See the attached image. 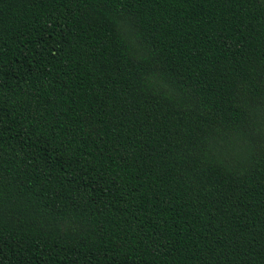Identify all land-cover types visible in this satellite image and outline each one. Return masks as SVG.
I'll return each mask as SVG.
<instances>
[{
  "label": "trees",
  "instance_id": "trees-1",
  "mask_svg": "<svg viewBox=\"0 0 264 264\" xmlns=\"http://www.w3.org/2000/svg\"><path fill=\"white\" fill-rule=\"evenodd\" d=\"M0 264H264V0H0Z\"/></svg>",
  "mask_w": 264,
  "mask_h": 264
}]
</instances>
